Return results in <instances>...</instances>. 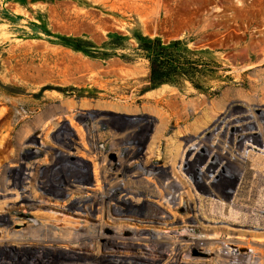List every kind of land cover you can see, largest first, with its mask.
Wrapping results in <instances>:
<instances>
[{"label":"rangeland","instance_id":"obj_1","mask_svg":"<svg viewBox=\"0 0 264 264\" xmlns=\"http://www.w3.org/2000/svg\"><path fill=\"white\" fill-rule=\"evenodd\" d=\"M138 36L163 41L167 49L159 60L171 71V84L152 88L150 59ZM175 42L180 44L173 46ZM77 109L82 117L76 118ZM65 122L68 131L59 130ZM206 131L209 134H203ZM259 132L264 136V0H0V187L5 179L16 177L37 186L49 184L52 192L67 188V197H46L59 205L82 198L103 210L98 215L105 224H112L114 214L143 218L157 207L187 220L194 214L189 200L194 198L198 214L216 223L212 230L220 240L211 256L195 258L192 253V260L180 259L179 264H263L264 241L259 243L256 236L251 247L258 246L259 254L252 261L248 257L253 250L247 248H234L246 257L242 263L225 262L219 254L221 227L227 221L263 222L258 215L264 208V148L242 140ZM244 145L245 164L235 159ZM185 149L187 157L182 159ZM78 165L90 176H80ZM6 166L22 173H5ZM241 168L243 178L226 173ZM95 169L101 193L92 196L98 205L85 189L95 185ZM139 172L140 180L133 177ZM27 173L36 175L30 178ZM246 180L249 187L240 196V182ZM259 180L263 184L258 189ZM204 181H229V197L213 198ZM173 191L182 200L171 208ZM34 192L41 194L36 188ZM16 197L5 195L0 201ZM128 197L141 202L129 207L124 202ZM7 214L26 224L32 219L25 217H33L37 226L50 228L46 234L32 231L16 242L35 248L30 257L34 264L43 258H55L52 264H110L118 256L140 254L115 246V233L104 232L105 237L98 238L91 230L102 227L94 228L74 214L40 210L31 215L19 207ZM10 218L0 222V229H9ZM205 225L200 219L190 224L189 238L206 235ZM177 226L180 233L184 226ZM116 227L114 231L123 234L116 238L121 243L142 230ZM168 230L165 236L175 235ZM171 240L167 238V244ZM65 244L81 247L92 254L91 260L63 258ZM43 247L52 249L44 256ZM20 257L1 253L0 264H26L27 256Z\"/></svg>","mask_w":264,"mask_h":264},{"label":"bare ground","instance_id":"obj_2","mask_svg":"<svg viewBox=\"0 0 264 264\" xmlns=\"http://www.w3.org/2000/svg\"><path fill=\"white\" fill-rule=\"evenodd\" d=\"M225 123L223 122V124H225ZM215 124H217V123H215ZM218 124H219V121H218ZM212 127H214V126H212ZM59 130H62V131H64V130L66 131L67 130L68 131L67 123L65 122L62 125H60V129ZM148 130H150V128ZM71 133H72V131H71ZM261 133L262 132L255 133L254 135H252V136L250 135L249 137H247V136L243 137L242 140H244L246 142L247 140H245V139H249V141H252L253 145H256V146L257 145H261V147L264 148V136L261 135ZM203 134L207 135V134H209V132L207 133V131H206ZM70 135H72V134H70ZM206 135H205V137H206ZM37 139L38 140H42L39 137L38 138L35 137V141H37ZM32 140L34 141V137L32 138ZM41 144H43V142H41ZM187 148L189 149V147H187ZM247 148H248L247 145H244V147H243L244 151L238 153V158H235V159H237L240 162L245 164L246 160H247ZM192 150H194V149H192ZM186 152H187V150L185 149L184 150V154H182V159L184 158V156L187 157V153ZM231 158H233V157H231ZM37 166H39V165H37ZM122 166H123V168H125V167L127 168L128 165H122ZM148 166H150V165H148ZM242 166H243L242 168H246L247 165H242ZM11 167H14V166H11ZM238 167L239 166H237V168ZM34 168H33V170H34ZM78 168L80 169V174H79L80 176L83 173H88L89 176H90V173L88 172L87 168L84 165H78ZM141 168H140V170H141ZM242 168H241L240 171L234 170V171H231V172L228 171L226 173L229 174V175L238 176V177L243 178L244 172H241L243 170ZM20 170L21 169H16L15 171H13V170L10 169L9 166H6L4 168L5 173H10L11 171H13L14 173L16 171H17V173L18 172L22 173V171H20ZM133 170H131V171H133ZM144 170H146V169L144 168ZM148 171L150 172L151 170H148ZM94 172H95L94 173L95 174L94 178H95V182H96L95 185H93L91 187H89V185H88V187L85 188V189H87L88 196H90V199L94 198L95 204L98 205V203H97L98 198L96 196H98L101 193V188H100L99 180L97 178L98 175L96 174V169L94 170ZM134 172H136V170H134ZM32 173H33V171H32ZM253 174H254V172H253ZM26 175L30 176V178H32L31 176H33V175H31V173H27ZM256 175H258V174L256 173ZM198 176H199V174H198ZM201 176H202V174H201ZM201 176H199V178ZM133 177L137 178L138 180H140L141 179L140 172L137 173V174L134 173ZM82 179L83 178L78 179V180L82 181ZM242 180H244V179H242ZM204 182H206V181H204ZM219 182L220 181H218V182L217 181H212V182H208V183L206 182V183H203V184L205 185V188H206V190H208L209 194L211 196H213V198L215 197V198H217V200H219V201L221 200L222 201V200L227 199L229 197V195L227 193H229V191L231 190V188H230L231 185H230L229 181H225V182H221V183H219ZM192 183H194V182H192ZM249 183L247 182V180L240 182V187L238 189V193L242 189V193L239 194L240 196H244V192H245L244 190L247 189L246 187L248 186ZM194 184H196V183H194ZM216 184H219V185H216ZM262 184H263L262 180H259V182L256 183L257 188L259 189V186L261 187ZM166 185H167V183H166ZM167 186H171V185L168 184ZM167 186H165V187L166 188H170V187H167ZM213 186H218L220 193L214 192L215 188ZM8 187H9V183L5 179L4 182H3V186L1 185V187H0V195L1 196H5V195L7 196V195H11V194H16L17 197L16 198H11L9 200H5L3 202L0 201V222L7 221L8 218H10L8 216V214H7L8 211L12 210V209H16L18 207L22 208V210H24V212H26V213L31 212V215L32 214L36 215L38 213V211H40V210H43V212L48 213V214H52V215L53 214L56 215L58 213L60 215H62L63 213H65L64 211H68V213L71 212L74 215L79 216V218L86 220V221L85 220L82 221L81 219H79V221L86 222V223L88 222L89 225L94 227V228L102 227L100 231L99 230L97 231L98 232V234H97L98 238L102 239L103 237H105L104 236V232H112V233L116 234V236H114V239H113V243L115 244V246L121 247L122 249H125L126 250L125 252H127V250L130 251V250H134V249L137 250V251H140V252H138L140 254H137V255H134V256L131 255L132 257L131 256H127V257L118 256V257H121V258H116L114 260L110 259L111 260L110 264H139V263H136L135 259L144 261V262H142V264H177V263L179 264L180 263L179 262L180 259H182L184 261V260H189L191 257L193 258L192 253L197 254V257L195 256V258H201V257L204 258V257L211 256V254L214 252L213 251L214 246L217 243H219V240H220V238L218 237L217 233L215 231H213L214 230L213 229V225H211V224H216V223L213 221V219L208 220L206 218V216L203 218V217H201L198 214L199 212L197 211L196 203H193L194 202L193 201L194 198H192V199L189 198V200H190V209L194 212V214L192 216H190L189 218H187V220L183 219L182 221H180L169 210H166V209L162 210V209H160L159 207L156 206L158 208V209H156V212L153 213V211H155V210H153V211H151L152 213L145 214L143 216V218L142 217L141 218H136V217H131V218H127L126 217V218H124L125 217L124 215H120L121 217H119V218L117 217L116 218L115 214H114L113 215L114 218L111 219L112 220V224H113L112 225V224H109L108 222L105 224V221L102 220V216L100 217V215H98V213L101 214L102 211H103V210L101 211V208L97 209L96 208L97 206L95 207V205L92 204V203L86 204V200L84 201L82 198L78 199V200H71V201H69L66 204L64 202L62 205H59L57 202H55L56 200H53L54 201L53 202V201L50 200V198L46 197L50 193L52 195H54L56 197H60V198H61V196L67 197L69 195L67 188H65L63 192H58V191L52 192L51 188H50L51 186L49 184L47 185V187L44 185L43 186V192H41V194L38 196L39 193L36 194L35 192H33L30 189V186H25V188L23 189L21 195H19V193H16V192L8 191ZM178 187L182 188V187H184V185L183 186H178ZM166 188H165V190H168ZM177 190H175V191H177ZM195 190H198V189H195ZM170 191H172V189ZM175 191H173L174 194H173V197L170 199V202H169V200H166V201L169 202V204H171L170 205L171 208L178 207V205H179V203L177 202L179 198H178L177 195H175ZM180 191H182V190H180ZM256 191H258V190H256ZM221 192H224V193H221ZM185 193H187V192H185ZM251 193L253 194V192H251ZM92 195H96V196H92ZM200 195H202V194H200ZM91 196L93 198H91ZM236 196H238V194ZM245 196H247V195H245ZM165 197H167V196H165ZM263 197H264V195H263ZM179 200H182V198H180ZM124 202H125V205H128L129 207H136L137 205L140 204L141 200L135 202V201L131 200L130 197H128V198L124 199ZM208 202H209V200H208ZM217 203H219V202L217 201ZM154 204L156 205V203H154ZM254 204L256 205V203H254ZM107 205H110V204H107ZM210 205H212V204H210ZM214 206H215V204H214ZM103 208H104V205H103ZM152 208H153V206H152ZM211 208H212V206H211ZM216 209H218V208H216ZM115 212L117 214V210H115ZM256 212H257V210H256ZM96 213H97V215H95ZM220 213H222V212H220ZM215 214H216V212H215ZM253 214H255V213H253ZM258 216L262 217L261 219H263L262 220L263 222H261L260 224H257V225H255V223H252V222H249V221H242L240 223H237L236 221L238 219L237 220L235 219L236 221H231V222L227 221L228 225L221 227V228H223V230H222L223 233L222 234H224V240L221 241L222 243L220 242L222 245H221V247H219V254L222 256V259H224L223 261H225V262H234V263H242L245 260L246 257L238 254L237 253L238 251L236 252V250H234V248H236L238 250H240L241 248H247L249 250H253L251 252L252 254L249 255V257L248 256L247 257L250 259V261H252V259L257 258L256 256H258L259 253H258V249L256 247H258V246H256V247L254 246L255 248L254 247L252 248L251 245L254 242V241L252 242L254 236L257 237V240H258L259 243H263V241H264V240H261L262 238H264V208H263V205H262V209H261L260 215H258ZM177 217H178V215H177ZM211 217H213V216H211ZM180 218L181 217H179V219ZM208 218H209V216H208ZM199 219L206 221V225H205V228H207L206 229L207 233H205L206 235L199 236V237L193 236V238H189L190 230L188 229V227L190 226V224H194V223L198 222ZM245 219L246 218H244V220ZM227 220H228V218H227ZM240 220H241V218H240ZM257 220H256L257 222H260L259 219H257ZM9 221H11V223L9 224V222H7L8 225H6V228L8 227L9 229H6V230L0 229V232L2 233V230H3L2 234H4V235H2V237L0 236V254L1 253L8 254V256L11 257V258H15V257L17 258V257H20V256H23V257L27 256V259L25 260L26 264H34V263H32L30 261V257H31V255H33L35 253V248H33V246H31V245H26V244L19 243V242H18V244H16V242L25 240V238H27V235L30 232H32V231L39 232L40 234H46V233L50 232V228H48L47 225H39V226H37L38 225V221L37 220H36L37 222L31 223V224H28V223L26 224L24 222H16V220H12L11 218L9 219ZM117 224H120L121 227H125L124 229L128 230L129 232H131L130 230H132V229H134L136 227L139 228V229H142V230L139 232V234H138V236L136 238H131L128 241L122 242V243L121 242H116V238H120L121 239L122 236H123V234L121 233L122 231H114V229L117 228L116 227ZM178 224H181L182 226H184L182 228L183 230L180 233L177 231V229L179 227V226H177ZM166 229H169L168 231H170L171 233H173L175 235L172 236L173 235L172 234L171 235L172 237H167L168 235L166 234L167 236H165L166 232H164V230H166ZM194 230H195V228H194ZM91 231H95L96 232V230H93V229ZM202 232H204V231H202ZM92 237H93V235H92ZM106 238L109 239L110 237H108V235H107ZM167 238H169V240L172 239L171 240L172 242H169L170 244H167V242H168V241L166 242ZM84 239H85V237H81V240H84ZM148 242L154 243V245L151 246V245L146 244ZM165 244H167V245H165ZM164 245H165V248H167L166 250H162ZM51 249L52 248L45 247L43 249V255L45 256V254L50 252ZM263 249H262V251H264ZM61 251H62L61 252L62 257L66 258V259H69V260L78 259L79 261L80 260L87 261L92 256V254H88L87 251H81V247H78V246L68 248V246L66 245L65 247L61 248ZM141 254H143V256H140ZM165 258H167V259L165 260ZM192 258H191V260H192ZM55 260H56L55 258H53V260H45L43 258V260L39 264H52V263L55 262ZM79 264H89V263H79ZM186 264H188V263H186Z\"/></svg>","mask_w":264,"mask_h":264},{"label":"trees","instance_id":"obj_3","mask_svg":"<svg viewBox=\"0 0 264 264\" xmlns=\"http://www.w3.org/2000/svg\"><path fill=\"white\" fill-rule=\"evenodd\" d=\"M138 40L141 44L143 50L147 52V57L150 59L151 63V86L152 88H157L163 84H171L172 80L170 79L171 71L165 69L163 64L160 62L159 57L167 47L163 44V41L160 38L151 39L149 37L138 36ZM79 42V41H78ZM180 42H175L173 46H178ZM74 49L80 50V45H71Z\"/></svg>","mask_w":264,"mask_h":264},{"label":"built area","instance_id":"obj_4","mask_svg":"<svg viewBox=\"0 0 264 264\" xmlns=\"http://www.w3.org/2000/svg\"><path fill=\"white\" fill-rule=\"evenodd\" d=\"M81 112H83L81 109H77L76 111H75V114H76V118H78V117H82L81 116ZM70 126H71V128H72V123H70ZM40 141V143H41V140H39ZM73 143H75L74 141H73ZM77 145H78V143H76ZM37 145V144H36ZM39 147V146H38ZM37 150V149H36ZM38 151H40V150H38ZM38 151H35V152H38ZM6 178V177H5ZM4 178V179H5ZM6 181H8V183H9V187L8 188H16L17 190H10V191H12V192H16V193H19V195H21V193H22V191H23V189L25 188V186H30V189L34 192L35 191V188L36 189H39V190H41V192H43V186L45 185V183H40V185L39 186H37L36 184H32V182L31 181H24V180H18L16 177L14 178L13 177V179L12 180H10V179H6ZM4 182V181H3ZM46 186V185H45ZM47 187V186H46ZM19 188V189H18ZM20 190V191H19ZM9 191V190H8ZM11 195H16V194H11ZM0 197H2L1 195H0ZM75 200H78V199H75ZM65 204H66V202H65ZM65 213L67 212L68 213V211H64ZM28 213H31V212H28ZM70 214H73V213H71L70 212ZM97 214V213H96ZM95 214V215H96ZM27 216V215H26ZM25 218H27V219H32V223H35V222H37L33 217H25ZM12 220H14L13 218H11ZM81 219V218H80ZM31 222H27V223H31ZM25 223V222H24ZM97 232V231H96ZM98 233V232H97Z\"/></svg>","mask_w":264,"mask_h":264}]
</instances>
